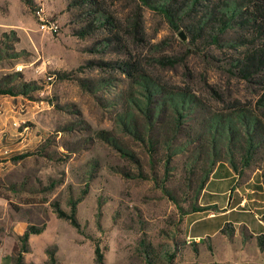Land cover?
I'll use <instances>...</instances> for the list:
<instances>
[{
    "label": "rangeland",
    "instance_id": "374dc122",
    "mask_svg": "<svg viewBox=\"0 0 264 264\" xmlns=\"http://www.w3.org/2000/svg\"><path fill=\"white\" fill-rule=\"evenodd\" d=\"M31 2L29 34L0 37V85L32 84L0 94V264H16L32 225L25 264H97L96 246L104 264H264L263 86L226 63L244 48L193 42L190 18L174 27L142 0H44L50 36ZM74 201L80 229L56 213Z\"/></svg>",
    "mask_w": 264,
    "mask_h": 264
},
{
    "label": "trees",
    "instance_id": "16d2710c",
    "mask_svg": "<svg viewBox=\"0 0 264 264\" xmlns=\"http://www.w3.org/2000/svg\"><path fill=\"white\" fill-rule=\"evenodd\" d=\"M29 7L34 8L31 0H24ZM148 7L158 10L169 20V22L177 27V21L185 18H190V24L187 27L188 32L192 35V41L196 42L201 39H206L208 44H213L218 47H231L234 49L244 48L242 54L237 57H230L226 61L230 65V71L235 73L239 78L246 81L258 80L262 84L260 97L257 101V106L264 109V0H220L218 3L212 0H142ZM207 2V8L202 9L203 4ZM169 4L171 6L169 7ZM108 20V17H104ZM231 31H235L237 36L232 39L223 40V37ZM89 32L81 29L77 35L84 37ZM162 63L168 62L175 64L174 59H163ZM121 67H133L130 61L120 63ZM127 69V68H126ZM124 68L123 72H126ZM60 78H65L66 73H60ZM141 85L148 93H156L162 90V87L152 82L146 75H141ZM35 84V83H34ZM31 83H23L20 88L13 86H1L0 94L13 95L28 94ZM189 94L185 92L178 93L168 97L169 104L178 116H182L183 110L189 102ZM164 104L157 106L159 109ZM239 118L245 125L247 131L255 128L257 120H246L247 114L244 106L239 108ZM152 115H150V119ZM252 149L249 145L248 152ZM125 155L134 158L128 152L122 150ZM29 154H21L15 159H21ZM167 166L169 160L166 162ZM166 193L172 200L175 197L165 189ZM177 201V200H176ZM178 202V201H177ZM178 204V203H177ZM72 211L67 213L59 206L56 213L60 218L69 219L73 226L80 229V223L76 217L77 201L72 202ZM179 205V204H178ZM182 209V206L180 207ZM43 228H38L34 225L30 226L21 237L22 245L18 253L16 264H25L24 254L29 251L28 240L31 234H40ZM260 241V246H262ZM213 246H209L212 250ZM197 251V249H196ZM95 253L97 264H104L103 254L99 246H96ZM49 264H56L55 257L52 255Z\"/></svg>",
    "mask_w": 264,
    "mask_h": 264
},
{
    "label": "crops",
    "instance_id": "0c3cea01",
    "mask_svg": "<svg viewBox=\"0 0 264 264\" xmlns=\"http://www.w3.org/2000/svg\"><path fill=\"white\" fill-rule=\"evenodd\" d=\"M29 8L24 0H0V37L10 28H15L24 35L29 34L35 25L28 12ZM214 246L216 247L215 244Z\"/></svg>",
    "mask_w": 264,
    "mask_h": 264
},
{
    "label": "built area",
    "instance_id": "2783aa9c",
    "mask_svg": "<svg viewBox=\"0 0 264 264\" xmlns=\"http://www.w3.org/2000/svg\"><path fill=\"white\" fill-rule=\"evenodd\" d=\"M34 15L38 22V30L50 36H55L60 33L59 23L47 12L44 0H40L39 5L34 10ZM54 76H49L52 80Z\"/></svg>",
    "mask_w": 264,
    "mask_h": 264
}]
</instances>
